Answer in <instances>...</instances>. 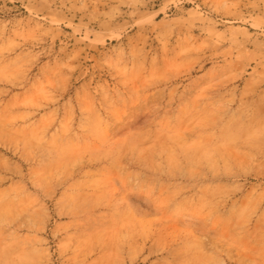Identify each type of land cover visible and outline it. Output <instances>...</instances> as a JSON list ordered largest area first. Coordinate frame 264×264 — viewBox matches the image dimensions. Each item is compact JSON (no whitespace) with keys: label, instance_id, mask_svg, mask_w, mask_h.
Returning <instances> with one entry per match:
<instances>
[{"label":"rangeland","instance_id":"1","mask_svg":"<svg viewBox=\"0 0 264 264\" xmlns=\"http://www.w3.org/2000/svg\"><path fill=\"white\" fill-rule=\"evenodd\" d=\"M0 264H264V0H0Z\"/></svg>","mask_w":264,"mask_h":264}]
</instances>
